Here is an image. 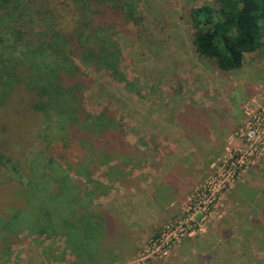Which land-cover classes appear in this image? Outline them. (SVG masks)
I'll return each mask as SVG.
<instances>
[{
	"label": "rangeland",
	"instance_id": "rangeland-1",
	"mask_svg": "<svg viewBox=\"0 0 264 264\" xmlns=\"http://www.w3.org/2000/svg\"><path fill=\"white\" fill-rule=\"evenodd\" d=\"M122 1L113 3L132 11L108 10L99 26L87 17L82 39L90 42L65 52L82 73L84 112L107 114L122 146L107 162L87 159L86 171L61 167L119 223L102 261L91 264H264V38L240 69L220 72L196 53L190 19L215 0ZM54 2L2 8L0 53L3 38L12 48L77 27L74 3ZM93 29L102 31L89 39ZM95 44L101 55L115 51L118 74L86 62L95 61ZM79 148L71 142L74 163L86 156ZM0 171L2 209L3 185L16 184L19 170ZM76 234L70 244L85 257L94 242L85 247L89 237ZM11 244L0 264H79L61 234L23 232Z\"/></svg>",
	"mask_w": 264,
	"mask_h": 264
},
{
	"label": "trees",
	"instance_id": "trees-1",
	"mask_svg": "<svg viewBox=\"0 0 264 264\" xmlns=\"http://www.w3.org/2000/svg\"><path fill=\"white\" fill-rule=\"evenodd\" d=\"M70 1L77 8L74 13L77 19L72 21L78 28L74 27L69 33L51 30L45 34L44 31L41 39L35 40L37 44L19 42L18 47L14 43L12 48H6L5 42L9 40L3 38L0 170L17 168L19 186L3 185V198L9 195V201L0 209V240H3L0 256L7 254L20 234L36 232L48 236L61 234L79 264L97 263L105 253L101 251L110 247L115 238L113 234L118 232V221L92 204L95 192L82 190L79 182L64 171L76 166V170L86 171L87 162L93 158L96 161L100 154L107 162L122 147L107 114L89 117L84 112L80 91L82 73L65 52L68 53L73 44L84 43V47L90 42L82 39L87 17L90 26L94 23L99 26L101 20L110 16L108 10H114V17H118L124 7L132 11V5H119L120 2L116 4L113 0ZM112 3L114 6L110 8ZM16 4L17 0H0V10L10 11ZM190 19L196 53L212 62L220 72L240 69L244 56L256 53L263 46L264 0H215L212 5L192 10ZM101 31L93 29L89 39L96 38ZM83 47L81 45V49ZM94 47L90 54H96L95 61L91 62L93 57L89 56L86 62H94L99 68L118 74L119 60L115 51L101 55L100 46L95 44ZM55 135L61 141L59 146H53ZM71 142L80 146V152L89 158L79 156L78 163L72 162ZM63 166L65 169L61 168ZM15 191L18 194L13 198L11 193ZM79 232L83 238L89 237L85 247L94 242L85 257H80L79 251H74L70 244V240L79 235L74 234Z\"/></svg>",
	"mask_w": 264,
	"mask_h": 264
},
{
	"label": "crops",
	"instance_id": "crops-1",
	"mask_svg": "<svg viewBox=\"0 0 264 264\" xmlns=\"http://www.w3.org/2000/svg\"><path fill=\"white\" fill-rule=\"evenodd\" d=\"M250 55H252V54H250Z\"/></svg>",
	"mask_w": 264,
	"mask_h": 264
}]
</instances>
